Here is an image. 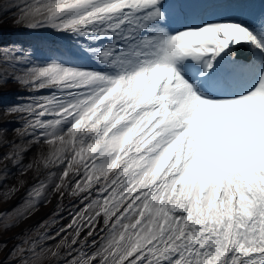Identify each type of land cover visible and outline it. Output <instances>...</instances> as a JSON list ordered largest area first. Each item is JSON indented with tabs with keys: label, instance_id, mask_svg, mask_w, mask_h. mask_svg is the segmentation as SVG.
<instances>
[{
	"label": "snow or ice",
	"instance_id": "6c2138e0",
	"mask_svg": "<svg viewBox=\"0 0 264 264\" xmlns=\"http://www.w3.org/2000/svg\"><path fill=\"white\" fill-rule=\"evenodd\" d=\"M9 82L0 188L78 203L0 264H264V0H5Z\"/></svg>",
	"mask_w": 264,
	"mask_h": 264
},
{
	"label": "rangeland",
	"instance_id": "374dc122",
	"mask_svg": "<svg viewBox=\"0 0 264 264\" xmlns=\"http://www.w3.org/2000/svg\"><path fill=\"white\" fill-rule=\"evenodd\" d=\"M4 94L0 90V97ZM6 97V95H4ZM32 179V178H31ZM33 180V179H32ZM55 196L51 198L54 202ZM15 199L0 196V245H6V250L3 252L4 256H7L11 250L18 244H22L25 239H32L33 236L25 229L20 231L22 222H28V220L41 215L40 223L49 220L52 214L57 209V204L54 202V211H48L45 214H40L38 209L31 215H25L22 218L14 208ZM58 220V217H56Z\"/></svg>",
	"mask_w": 264,
	"mask_h": 264
},
{
	"label": "bare ground",
	"instance_id": "6f19581e",
	"mask_svg": "<svg viewBox=\"0 0 264 264\" xmlns=\"http://www.w3.org/2000/svg\"><path fill=\"white\" fill-rule=\"evenodd\" d=\"M13 181L11 180V181H8V182H6L5 184H4V186H3V188H2V196H7L8 194H6V189H7V186L10 184V183H12ZM28 186H31V184L28 182ZM28 186H26L24 189H25V191H28ZM27 198H25L18 206H17V212L18 213H21V212H23V210H24V203H25V200H26ZM49 205H50V203L48 202V203H46L44 206H46L47 208H49ZM32 224H38L36 221H34V222H31ZM43 229L40 227V229H39V231H38V233H43ZM55 231H57V229H53L52 227H51V229H50V233H54ZM57 239H59V237L57 238Z\"/></svg>",
	"mask_w": 264,
	"mask_h": 264
}]
</instances>
